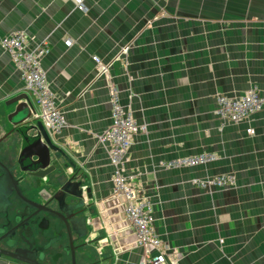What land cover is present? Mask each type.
<instances>
[{
	"label": "crops",
	"instance_id": "crops-1",
	"mask_svg": "<svg viewBox=\"0 0 264 264\" xmlns=\"http://www.w3.org/2000/svg\"><path fill=\"white\" fill-rule=\"evenodd\" d=\"M17 32L26 33L66 119L53 139L94 196L87 240L95 263L144 264L152 252L136 243L128 201L114 191L110 146L99 138L112 123L115 85L146 125L121 168L152 205L166 264H264V109L236 123L217 115L221 94L255 88L264 96V0H0V136L15 110L7 103L25 92L1 44ZM204 152L216 160L159 166ZM228 173L233 186L193 183Z\"/></svg>",
	"mask_w": 264,
	"mask_h": 264
},
{
	"label": "flooded vegetation",
	"instance_id": "flooded-vegetation-1",
	"mask_svg": "<svg viewBox=\"0 0 264 264\" xmlns=\"http://www.w3.org/2000/svg\"><path fill=\"white\" fill-rule=\"evenodd\" d=\"M19 117L0 136V258L15 264H97L87 240L95 209L70 194L78 193L72 182L84 183V174L75 177L67 159L54 151L45 168L33 164L32 149L23 154L31 140L22 141L18 132L25 130L14 122Z\"/></svg>",
	"mask_w": 264,
	"mask_h": 264
},
{
	"label": "built area",
	"instance_id": "built-area-1",
	"mask_svg": "<svg viewBox=\"0 0 264 264\" xmlns=\"http://www.w3.org/2000/svg\"><path fill=\"white\" fill-rule=\"evenodd\" d=\"M80 8L82 9L83 6ZM26 41L27 36L23 32H17L5 37L1 44L11 54L26 88L31 93H34L46 126L58 132L66 126V119L48 85L38 56L34 52L26 50ZM93 59L100 64L98 57L95 56ZM104 73L107 74L106 69H104ZM217 105V114L222 120L239 122L253 116L264 108V96H261L257 89L252 88L239 97L219 95ZM111 106V126L99 138L103 143L109 144L110 159L116 167L114 191L128 201L124 213L126 219L134 228L137 245L147 251H152L144 264H165L167 257L163 252V242L153 227L152 205L146 202L145 199H138L139 194H137L132 183L127 180L121 168L127 159L134 135L138 132V126L132 113L119 103L118 92L115 89L111 93ZM248 132L254 134L253 129H249ZM215 159L216 156L212 153H202L167 161L162 160L159 162V166L167 169L195 167L210 163ZM193 183L201 188L209 186L223 187L234 184L235 178L230 174H223L209 180L194 179Z\"/></svg>",
	"mask_w": 264,
	"mask_h": 264
},
{
	"label": "water",
	"instance_id": "water-1",
	"mask_svg": "<svg viewBox=\"0 0 264 264\" xmlns=\"http://www.w3.org/2000/svg\"><path fill=\"white\" fill-rule=\"evenodd\" d=\"M21 100H24L25 104H23V106H21L20 104L18 107H16V111L9 115V120L19 115L20 120L18 118L14 122H19V124L22 125V128H24L25 132L22 133L19 131L18 133L21 135L22 141L31 140V142L25 147V149L23 145V154H25V151H28V149L31 148L32 151L30 154L32 157L36 158V161H32V163L35 164L36 162H41L43 166L42 168H45L49 160L50 151H54L57 153V156L63 155L67 159L71 169L73 170V174L75 175V177H78V174L80 173L79 165L75 163L71 156L64 149H62L61 146H57L54 144L53 139L50 136L49 132L46 130L43 122L38 117H36L37 110L28 92L25 91L17 97H14L7 103V105L16 104L18 101L20 102ZM27 122H29L30 124H28ZM31 131H35L36 135H30ZM72 187L74 191L78 192L70 193L73 194L74 197H78L81 200L84 198L87 201L89 199L94 198L90 188H88L87 190L83 189L82 181L72 182ZM84 192L85 194L87 193V197L83 196ZM14 257L26 261L19 257Z\"/></svg>",
	"mask_w": 264,
	"mask_h": 264
},
{
	"label": "rangeland",
	"instance_id": "rangeland-1",
	"mask_svg": "<svg viewBox=\"0 0 264 264\" xmlns=\"http://www.w3.org/2000/svg\"><path fill=\"white\" fill-rule=\"evenodd\" d=\"M106 75V74H105ZM116 90L117 92H118V99H119V103L125 108V109H127V110H129L131 113H132V111L130 110V109H128L127 107H125L124 106V104H123V102H122V98L120 97V94H119V91H118V89H117V87L115 86V85H111V87H110V99H111V93H112V91L113 90ZM30 97L31 98H33L32 100H33V103H34V105L36 106V105H38L37 104V102H36V99H35V97H34V93L32 92V93H30ZM23 102H24V100H23ZM19 101L16 103V104H13L14 106H15V110L12 112V113H14L15 111H16V107H18L19 106ZM18 104V105H17ZM7 113V112H6ZM9 115H11L10 113H9ZM9 115L7 116V118H8V120H9ZM132 115H133V113H132ZM38 117V116H37ZM133 117H134V115H133ZM135 118V117H134ZM135 121H136V125L138 126V132L137 133H135V135L136 134H138L140 131H142V130H144V131H146V125L145 124H141V123H139L137 120H136V118H135ZM35 122V121H34ZM46 128V130L49 132V134H50V136L52 137V139H53V135H57V134H60L61 133V131H62V129L64 128H62L60 131H58V132H55V131H53V130H51V129H49L48 127H45ZM135 135H134V137H135ZM133 140H134V138H133ZM53 142H54V144L56 145H59V146H61L62 147V143H59L58 141H56L55 139H53ZM197 155H199V154H197ZM190 156H194V155H190ZM186 157H188V156H186ZM183 158V157H182ZM195 167H197V166H195ZM229 174V173H228ZM220 175H223V174H220ZM224 175H227V174H224ZM217 176H219V175H217ZM236 181V180H235ZM234 184H229V185H226V186H233ZM166 262H167V258H166ZM166 262H165V264H166ZM0 264H14L13 262H10V261H7V260H5L4 258H0Z\"/></svg>",
	"mask_w": 264,
	"mask_h": 264
},
{
	"label": "clouds",
	"instance_id": "clouds-1",
	"mask_svg": "<svg viewBox=\"0 0 264 264\" xmlns=\"http://www.w3.org/2000/svg\"><path fill=\"white\" fill-rule=\"evenodd\" d=\"M81 6H83V8L81 9L80 7ZM79 9L80 10H84L85 9V6L83 5V4H80L79 5ZM25 35H26V33L25 32H23ZM27 36V35H26ZM28 38V37H27ZM27 42V41H26ZM26 44V43H25ZM28 51V50H27ZM48 51V48L47 47H45V52H47ZM28 52H31V51H28ZM35 53V52H34ZM36 54V53H35ZM13 60V59H12ZM94 60V59H93ZM100 60V59H99ZM98 64V63H97ZM41 65V64H40ZM16 66V65H15ZM42 67V66H41ZM18 69V68H17ZM43 69V68H42ZM43 71H44V69H43ZM45 72V71H44ZM20 73V72H19ZM45 75H46V73H45ZM21 76V75H20ZM46 78H47V76H46ZM47 82H48V80H47ZM24 83V82H23ZM25 85V84H24ZM48 85H49V82H48ZM49 87H50V85H49ZM51 89V88H50ZM252 89V88H251ZM250 90V89H249ZM25 91L26 92H28V94L30 95V91L26 88V86H25ZM52 91V90H51ZM53 93V92H52ZM54 94V93H53ZM244 94V93H243ZM242 94V95H243ZM260 94V93H259ZM222 95V94H221ZM261 95V94H260ZM225 96H227V95H225ZM241 96V95H240ZM262 96V95H261ZM35 97V96H34ZM56 97V96H55ZM229 97V96H228ZM239 97V96H238ZM218 98V97H217ZM56 100H57V97H56ZM37 102V101H36ZM57 105H58V101H57ZM36 106H38L39 107V105H36ZM59 107V106H58ZM40 109V108H39ZM60 109V108H59ZM264 109V108H263ZM262 109V110H263ZM261 110V111H262ZM41 111V110H40ZM261 111H259V112H261ZM258 112V113H259ZM257 114V113H256ZM218 115V114H217ZM255 115V114H254ZM37 116H38V118L43 122V124H44V126L45 127H47L46 126V124H45V122H44V119H43V117H42V114L41 115H39V113L37 114ZM219 117V116H218ZM252 117V116H251ZM220 118V117H219ZM250 118V117H249ZM221 119V118H220ZM224 121V120H223ZM224 122H228V121H224ZM234 123H236V122H234ZM250 129H253V128H250ZM249 130V129H248ZM254 130V129H253ZM249 133V132H248ZM254 133H255V131H254ZM250 134V133H249ZM131 148V147H130ZM204 153H210V152H204ZM202 154V153H201ZM213 154V153H212ZM216 156V155H215ZM216 160V159H215ZM214 160V161H215ZM162 161V160H161ZM214 161H212V162H214ZM211 163V162H210ZM206 164H209V163H206ZM206 164H201V165H206ZM201 165H198V166H201ZM163 168V167H162ZM186 168H190V167H186ZM230 175H232V174H230ZM233 177H234V175H232ZM216 177V176H215ZM235 178V177H234ZM226 186V185H225ZM224 187V186H223ZM86 196V195H85Z\"/></svg>",
	"mask_w": 264,
	"mask_h": 264
},
{
	"label": "bare ground",
	"instance_id": "bare-ground-1",
	"mask_svg": "<svg viewBox=\"0 0 264 264\" xmlns=\"http://www.w3.org/2000/svg\"><path fill=\"white\" fill-rule=\"evenodd\" d=\"M246 119H248V118H246ZM245 120V119H244Z\"/></svg>",
	"mask_w": 264,
	"mask_h": 264
}]
</instances>
